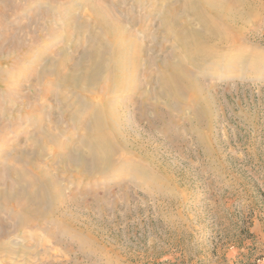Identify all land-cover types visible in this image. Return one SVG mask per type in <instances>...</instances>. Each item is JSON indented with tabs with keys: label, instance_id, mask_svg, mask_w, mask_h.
<instances>
[{
	"label": "rangeland",
	"instance_id": "obj_1",
	"mask_svg": "<svg viewBox=\"0 0 264 264\" xmlns=\"http://www.w3.org/2000/svg\"><path fill=\"white\" fill-rule=\"evenodd\" d=\"M69 1L0 0V245L14 242L0 246V264H225L230 246L264 218V0L240 24L242 34L216 24L232 44L213 46L214 37L200 45L210 57L187 55L183 65L208 100L205 115L189 90L180 108L168 107L157 98L158 84L146 81L163 72V62L189 52L176 33L184 20H170L190 0H104L136 33L142 65L130 90H103L102 74L91 94L80 90L84 81L72 87L40 72L64 54L82 69L86 52L103 48L106 37L92 14L73 12ZM185 15L208 30L196 13ZM154 92L150 108L142 93ZM107 99L126 118L134 144L128 154L119 148L116 163L102 172L65 170L59 148L39 139L40 123L74 152L93 135L80 126L89 106ZM30 149L68 200L41 218L15 205L14 187L40 185L33 166L18 161L19 151ZM17 176L23 179L16 183Z\"/></svg>",
	"mask_w": 264,
	"mask_h": 264
},
{
	"label": "bare ground",
	"instance_id": "obj_2",
	"mask_svg": "<svg viewBox=\"0 0 264 264\" xmlns=\"http://www.w3.org/2000/svg\"><path fill=\"white\" fill-rule=\"evenodd\" d=\"M259 1L260 0H190L180 11L175 9L176 17L173 18L171 15L172 19L170 21L175 24L184 20L180 23L183 26L184 24L187 26H179L178 29H176V33H178L177 39L179 43L189 52L185 54L177 53L176 61L163 62L164 67L163 70L161 69L163 72L155 79L151 76V73L150 76H146V81H148V83L153 80L158 84L160 89L157 91V94H159L157 98L160 100L163 98L168 107L180 108L179 104L189 90L197 100L200 108H202V113L204 115L207 114L210 107L207 98L202 92L201 83L190 69L184 67L183 63L187 59V55H189L190 58L196 57L201 60L210 57V51L207 50V48H201L200 45L204 41L211 40L214 37H217L215 39L217 42H215L213 46L232 44L226 41L227 39H224L222 34L218 32L216 24L223 22L229 28H234L237 32L242 34L243 28L240 24L244 23L247 16L255 15L254 9ZM109 5H111V3L104 0L69 1V9L73 12L76 9H82L83 14H85V11L92 14L96 25L99 27V30L96 32L100 33L101 37H106V40L104 39L102 40L103 42H99V45L103 44V48L99 49L98 47L97 49L92 48L88 50L89 52L87 51L86 53L90 56H85V58L82 57L85 59L82 63V69L77 70L75 64H70L69 56L64 54L52 57L42 69L40 68V72H42L43 69L49 72L52 71L57 76L56 80L59 81V83L61 81V83L66 82L72 87H76L78 81H84L85 85L83 84L80 90H84V92L89 94H91L89 86L91 88L97 86L102 74L106 76L107 82L104 84L103 90H130L127 82L129 79H132V76L142 65L140 56L141 53H143V48L140 45L136 33L127 30L126 25L120 20V17L114 14V10H111ZM239 7L245 8L247 11L238 10ZM187 12H192L194 15L196 13V15H198V22L207 26L208 30L202 32L195 27L191 19L186 17L185 14H187ZM134 23H136V21H132L131 24L134 26ZM128 27H130V25H128ZM139 28L141 29V26H139ZM145 60V66L147 67L146 64L150 59L146 58ZM118 78H122L123 80L122 82L118 80L120 82L119 85H117L116 81ZM142 94H144L143 99L146 101L145 103H147L148 107H156V102L151 100V98L155 99V92ZM108 100L109 99L105 100L101 105L93 104L89 106L93 109L88 110L87 116L84 121H81L80 126H84L86 131L88 130L90 134L93 135L90 138L86 136L84 148L82 146L79 148L76 147V151L74 152L71 149H67L65 144L60 143V140L52 132L53 127L47 125L43 126L42 122L40 123L39 139L46 140L48 143L54 144L59 148L61 151L59 160L60 162H65V170L70 169L91 173L98 171L99 173L109 169L116 163L113 157L119 148H122V150L128 154L127 151L130 148L128 146L134 144L135 140L129 141L126 138L128 135L126 118H123L124 115L122 116V114H119L120 112H117L115 104L108 102ZM118 108L120 109L121 107L119 106ZM33 111V113L37 112L35 110ZM195 114L194 116H196ZM40 118L39 116V119ZM32 151L33 149L27 150L26 152L19 151L18 161L24 163L28 168H30L29 164L33 166L34 182H40V185L37 189H33L28 184L30 182L27 181L23 189L14 187V196L17 199L15 205L18 208H22L24 212H29L30 214H34V217L41 218L49 214H55V212H58V210L68 203V200L64 198L62 187L52 176L51 172L46 168L43 169L40 163L34 162ZM22 179V176H17L15 182H20ZM23 194L25 200L21 203L20 200H22L21 196ZM8 197L7 195V198ZM7 198L4 197L5 201H10V199ZM59 216L61 219L64 218L63 214ZM5 243L8 242L1 243L0 246L7 247L8 245ZM13 244L14 242L12 241L8 248L11 249Z\"/></svg>",
	"mask_w": 264,
	"mask_h": 264
},
{
	"label": "crops",
	"instance_id": "obj_3",
	"mask_svg": "<svg viewBox=\"0 0 264 264\" xmlns=\"http://www.w3.org/2000/svg\"><path fill=\"white\" fill-rule=\"evenodd\" d=\"M244 233L245 241L230 246L235 250L227 254L225 264H264V218L253 220Z\"/></svg>",
	"mask_w": 264,
	"mask_h": 264
}]
</instances>
